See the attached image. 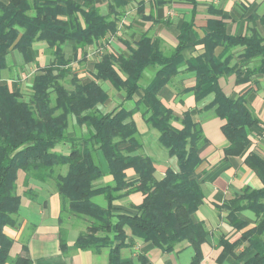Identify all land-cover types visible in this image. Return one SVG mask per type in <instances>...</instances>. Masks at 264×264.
I'll return each mask as SVG.
<instances>
[{
  "label": "trees",
  "instance_id": "16d2710c",
  "mask_svg": "<svg viewBox=\"0 0 264 264\" xmlns=\"http://www.w3.org/2000/svg\"><path fill=\"white\" fill-rule=\"evenodd\" d=\"M97 1L0 0V264H32L26 246L25 254L11 256L18 241L7 229L22 227L23 197L38 201L36 183L49 186L60 198L62 253L69 250L65 224L73 223L84 226L74 249H106L108 264H133L122 257V251L132 248L136 240L163 254L188 245L194 252L189 264H202V247L211 232L195 216L205 202L198 169L208 140L192 111L177 117L163 104L160 93L180 74L192 73L195 86L179 94L193 92L196 103L213 96L198 111L214 110L224 123L222 133L228 145L223 162L245 156L252 138L264 133L263 123L244 96H227L219 81L235 74L236 84L241 85L264 75V37L256 29L249 36L229 35L226 17L221 16L208 22L201 39L193 23H185L170 53L164 52L161 41L143 34L138 42L126 44L129 55L117 54L107 46L124 25L121 11L127 4L113 0L103 13ZM36 43L44 44L49 52L44 66L31 58ZM198 45L204 52L186 60L183 52ZM93 46L102 53L90 82L84 84L75 63H84ZM218 48L223 49L220 55ZM237 48H243V53L231 65ZM14 52L22 55L23 65L10 63ZM5 71L9 80L18 82L16 90L3 81ZM146 71L152 78L143 87L140 82ZM106 84L124 96L123 104L108 112ZM127 102H133V107H125ZM138 113L157 133L159 147L177 161V169L169 168L161 179L156 177L155 160L143 153L134 118ZM58 145L66 153L55 152ZM245 163L264 185V155L248 152ZM136 193L143 196L140 205L130 209L116 205ZM97 198L105 205L98 204ZM217 208L227 214L233 229L244 230L233 243L225 236L221 239L218 262L232 256L240 264H264V186L258 190L246 187ZM246 211L255 216L251 228L240 216ZM139 257L148 264L147 255Z\"/></svg>",
  "mask_w": 264,
  "mask_h": 264
},
{
  "label": "crops",
  "instance_id": "0c3cea01",
  "mask_svg": "<svg viewBox=\"0 0 264 264\" xmlns=\"http://www.w3.org/2000/svg\"><path fill=\"white\" fill-rule=\"evenodd\" d=\"M74 1L81 2L82 0ZM112 1L98 0L97 6L103 13H107L108 6ZM121 1L127 4L125 9L121 11L124 25L120 27L118 34L109 41L107 46V49L113 53L129 55L126 44L138 42L143 34H148L153 41H161L164 52L170 53L177 47L181 27L185 23L192 22L197 36L201 39L205 36L208 22L218 20L221 16L226 17L227 33L229 35L249 36L250 30L256 29L264 37V0ZM97 48V46H93L88 50V56L86 60H83L84 63L80 65L75 63L79 67V77L84 84L90 82L95 62L102 53ZM243 50V48H237L232 52L234 59L231 65L236 63L237 56L241 55ZM203 52L202 45L191 46L183 52V56L186 60H189ZM222 53V48L216 50L217 55ZM30 55L33 63L39 64L40 59L46 62L49 52L44 44L36 43ZM79 55V58L82 59L83 55L81 53ZM40 56L43 58H40ZM23 62L22 55L17 52L10 56V63L13 65H23ZM36 64L34 65L36 66ZM44 64H39V66H44ZM86 64H91V69L86 71V77L83 78L80 69ZM2 74L3 81L8 83L12 90H16L18 82L9 80L7 71ZM219 83L227 96L233 99L244 96L248 106L255 116L261 120L262 127H264V75H257L253 81L237 85L236 75L232 74L222 77ZM195 84V76L192 73L184 72L175 79L172 85L165 87L160 96L163 104L171 109L177 117H182L185 112L192 111L208 140V144L201 151L204 162L198 169V173L204 181L205 202L195 216L196 220L204 222L211 232L207 238V243L202 247V264H240L232 256L228 257L223 263L218 262L223 250L220 246L221 239L225 236L229 242L233 243L240 239L244 230L237 231L233 229L227 221V214L220 211L217 206H222L225 201L234 198L246 187L255 190L263 188L262 181L246 165L245 159L248 152L258 151L264 155V133L262 136L252 138V144L245 156L230 158L223 162L225 158L224 149L228 145L222 133L224 123L216 117L214 110L198 111L209 105L213 100V96L196 103L193 92L179 94L185 88H193ZM116 93L124 100L123 94ZM140 96L139 94L136 98L139 99ZM110 100L108 103L111 102ZM129 107L132 108L133 104ZM141 116L138 113L134 118L144 143L143 153L155 160L156 177L161 179L169 168L177 169V161L175 158H170L159 147L157 133L147 126ZM174 126L181 128V125L176 122ZM105 165H102V167L103 171L107 173L108 168ZM108 180V177L105 178V183ZM36 184L39 198L37 202L27 204L25 207L22 204L20 211L22 227L19 231L7 229V233L18 241L11 252V256L13 258L22 256L25 254L23 247L26 246L32 264H108L109 251L106 249L101 252L74 249V243L78 235L84 231L83 224H65L64 228L68 229L69 232V250L67 253H62L59 243L60 225L58 221L61 211L60 198L49 186ZM142 201V194L136 193L120 200L116 205L120 208L130 209L131 206L140 205ZM240 216L250 223L249 228L255 225V216L252 212L246 211ZM128 234H130V231ZM135 242L132 248L122 251V257L125 260H131L133 264H143L139 257L141 254L147 255L148 264H189L194 256L193 249L185 244L180 245L172 253L163 254L140 240Z\"/></svg>",
  "mask_w": 264,
  "mask_h": 264
},
{
  "label": "rangeland",
  "instance_id": "374dc122",
  "mask_svg": "<svg viewBox=\"0 0 264 264\" xmlns=\"http://www.w3.org/2000/svg\"><path fill=\"white\" fill-rule=\"evenodd\" d=\"M40 58H43V57H41L40 56ZM92 58H94V57H92ZM44 62L45 61H43V59H40V63L39 64H44ZM91 64H89V65H87L86 64V66H83V67H81V77H86L85 75H86V71L87 70H90L91 68ZM78 69V68H77ZM27 71H29L30 72V70L28 69ZM150 78H152V74L150 73V71H146V73H145V78L140 82V84H141V86H146V84L148 83V81L150 80ZM105 89H106V91L108 92V94H109V97H110V103H108L107 105H106V110L105 111H112L113 109H115L118 105H120L119 103H121V104H123V102H124V100H122L123 98L120 96V95H118L113 89H112V87L109 85V84H106L105 85ZM132 103L133 102H127L124 106L125 107H129V105H132ZM141 115V114H140ZM142 117V116H141ZM137 120V119H136ZM71 123H72V125H73V119L71 120ZM152 130V129H151ZM153 131V130H152ZM66 148L65 147H63L62 145H58L57 147H56V149H55V152H58V153H66ZM100 162H101V165H105L106 164V162H105V160H104V158L102 157V156H100ZM105 167H106V165H105ZM37 190V189H36ZM97 203L98 204H101V205H104V200L102 199V198H97ZM22 204L24 205V207L27 205V204H32V200H30V198L29 197H23V202H22ZM20 217H22V215H21V212H20Z\"/></svg>",
  "mask_w": 264,
  "mask_h": 264
}]
</instances>
